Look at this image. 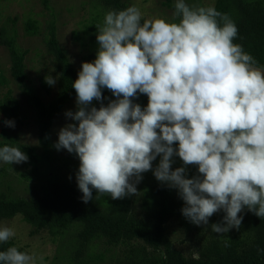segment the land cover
<instances>
[{
	"label": "clouds",
	"instance_id": "9594fccd",
	"mask_svg": "<svg viewBox=\"0 0 264 264\" xmlns=\"http://www.w3.org/2000/svg\"><path fill=\"white\" fill-rule=\"evenodd\" d=\"M173 7V22L142 19L136 5L106 12L95 26L96 58L82 63L71 86L77 110L65 115L78 123L62 127L54 147L78 156L84 203L94 199L93 189L95 199L135 195L142 173L152 170L177 190L181 213L192 224L207 226L223 210L222 222L211 225L223 235L239 229L244 208L264 218V69L233 42L238 28L227 14L185 0ZM103 88L116 99L91 106L105 99ZM137 93L147 95L146 107L133 103ZM4 123L15 127L12 120ZM176 156L183 166L173 170ZM27 160L19 147H0L4 163ZM189 165L198 169L191 178ZM14 236L0 226V243ZM37 259L43 261L15 246L0 251V264Z\"/></svg>",
	"mask_w": 264,
	"mask_h": 264
},
{
	"label": "trees",
	"instance_id": "16d2710c",
	"mask_svg": "<svg viewBox=\"0 0 264 264\" xmlns=\"http://www.w3.org/2000/svg\"><path fill=\"white\" fill-rule=\"evenodd\" d=\"M161 2L163 7L174 9L173 0ZM97 3L95 8L101 10L97 11L90 26H87L93 31L89 40L80 32L73 33V37L81 42L82 49L88 51L82 57L83 62H94L96 58L98 43L95 26L103 22L106 12L129 7L125 0H98ZM214 7L227 14L237 26L238 35L233 42L242 45L244 51L255 59L256 67L264 69V0H215ZM24 24L29 36L44 34L47 51L58 74V89L53 99L46 102L28 84L25 63L28 51L19 46L16 28L10 29L3 25L0 28V45L9 51L13 79L21 93L27 95L35 107L39 144L44 152L41 156L38 148L10 136L1 121L0 139L1 147H19L28 156L26 163L34 167L39 164L36 169L38 172L41 158L51 157L49 151L54 146L53 128L56 120L76 99V91L71 86L78 78V71L69 51L60 42L55 20L49 22L46 31H43L38 19L32 15L27 16ZM41 84L46 93L50 94L51 86L46 81ZM102 95L105 99L102 102L94 100L91 106L99 108L101 103L106 106L109 101L116 99L106 88L102 89ZM132 99L133 103L140 104L142 108L148 104L145 94L137 93ZM21 112V103L12 92L3 100L0 99V113L5 117L20 121ZM1 172L3 169H0ZM76 174L72 182L51 178L42 195L29 199L0 192V222L22 217L23 222L31 228V236L49 233L52 242L61 246L63 257L60 262L65 264L104 261L106 254L96 252L101 244L109 247L107 251L110 252L118 248V254L115 252L112 255V258H116L115 264H264V218L257 217L247 208L238 214L243 217L239 229H230L228 234L223 235L210 232L207 238L203 232L200 233L201 240L198 248L195 247L198 251L188 257L167 235V225L178 219L188 232H200L203 225L196 226L182 215L184 202L178 199L174 189L160 182L146 184L141 207L144 216H139L136 211V195L119 200H113L107 195L95 199L97 193L93 189L94 199L84 203ZM24 177L30 178L27 173ZM224 215V211L220 210L209 220L221 223ZM69 234L73 235V240L66 241ZM12 246L30 254V245L20 246L13 239L0 243V251H6Z\"/></svg>",
	"mask_w": 264,
	"mask_h": 264
},
{
	"label": "rangeland",
	"instance_id": "374dc122",
	"mask_svg": "<svg viewBox=\"0 0 264 264\" xmlns=\"http://www.w3.org/2000/svg\"><path fill=\"white\" fill-rule=\"evenodd\" d=\"M125 1L129 6L136 5L140 9L142 19L162 18L168 22H173L172 14L174 9L163 7L161 5V0ZM97 2L98 0H0V28L3 25L8 26L10 29L12 27L16 28L19 46L28 51L25 61L26 73L28 75L27 82L30 86L35 88L38 95L46 102L51 101L57 92L58 74L54 67L52 57L47 51L44 42V34L34 37L29 36L25 30V19L27 16L32 15L33 18L38 19L43 31H46L50 21L55 20L58 27L60 42L69 51L74 66L79 73L83 63L82 57L84 54H87L86 52L88 51L82 49L80 45L81 42L73 37V33L80 32L86 37L87 41L89 40L93 31L89 30L87 26H90L91 20L97 11L101 10L95 8V6L98 5ZM174 2L175 0H173V3ZM185 2L189 5L195 4L213 7L215 5V0H185ZM47 76H51L56 80V83L51 86L50 94L46 93L41 84L43 81H46L45 78ZM10 92H12L13 96L21 103L22 118L20 121H17L9 119L0 113V121L9 132L10 136L18 138V140L25 144H30L38 148L39 154L42 156L44 149L39 144V131L35 116V107L30 102L29 97L21 93V89L13 79L11 75L9 51L5 46L0 45V99L3 100ZM71 103L72 104H69L56 120L53 128L54 144L58 140V132L62 127L68 123H77L70 120V118H67L65 115L69 110L73 112L77 110L76 99ZM8 120L14 121V128L5 126L4 122ZM177 146L178 145H174V147ZM49 154L51 155L50 159L41 158L38 172H36V169L39 164L34 167L26 162L7 164L0 161V169H3V172L0 173V192L29 199L42 195L51 178L58 181L72 182L79 169L80 161L78 156H76L75 153H69L65 149L58 151L54 146L52 147V151H49ZM159 160L160 157L158 156L156 160L152 162L153 169L158 165ZM173 161V170L183 166V162L178 156L173 157ZM25 173L30 176L29 179L24 177ZM196 174H198L197 166H187L188 178ZM142 177V180L137 185V193L135 194L138 202L136 211L139 212V216H144L141 210L144 186L146 184L160 182L154 177L152 170L142 173ZM174 192L178 199L183 201L178 196L176 189H174ZM102 197L104 196H101V198ZM214 223L219 222L217 220H209V224L207 226L203 225L200 232L197 230L188 232L184 226L180 225L178 219H174L167 225L166 232L167 235L173 239L175 246L183 250L186 256L189 257L192 252L198 251L195 247H197L201 240L200 233L203 232L204 237L207 238L210 232H212L211 225ZM0 226L12 228L15 232V236L10 239L15 240L20 246L30 245V247H28L30 254L35 253L37 257H43V261L37 259V264H65L60 262L63 257V252H60L62 249L61 246L52 242L49 233L31 236V228L23 222L22 217L3 220L0 222ZM228 233L229 232L226 234ZM71 239L73 240V235L69 234L66 241H70ZM107 248L109 247L101 244L96 251L97 253L106 254L104 261L93 260L90 261L89 264H115L116 258H112V255L115 252L118 254V248L116 251L111 250L112 252L107 251Z\"/></svg>",
	"mask_w": 264,
	"mask_h": 264
}]
</instances>
